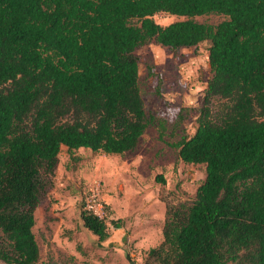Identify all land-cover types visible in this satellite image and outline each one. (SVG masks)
Segmentation results:
<instances>
[{
  "label": "trees",
  "instance_id": "1",
  "mask_svg": "<svg viewBox=\"0 0 264 264\" xmlns=\"http://www.w3.org/2000/svg\"><path fill=\"white\" fill-rule=\"evenodd\" d=\"M158 14L186 20L160 26ZM212 14L226 20H193ZM205 41L197 128L176 144L205 179L190 204L165 205L163 240L144 264H264V0H0L1 262L39 261L35 211L62 146L75 162L79 149L122 155L152 124L135 50ZM80 219L109 238L84 209Z\"/></svg>",
  "mask_w": 264,
  "mask_h": 264
},
{
  "label": "rangeland",
  "instance_id": "2",
  "mask_svg": "<svg viewBox=\"0 0 264 264\" xmlns=\"http://www.w3.org/2000/svg\"><path fill=\"white\" fill-rule=\"evenodd\" d=\"M182 20L186 18L154 17L160 26ZM193 20L216 26L226 17L212 14ZM209 46L205 41L173 51L150 42L135 50L139 87L152 124L136 149L122 155L80 149L75 162L62 148L53 187L35 211L36 264H144L149 249L162 242L165 205L190 204L205 179V166L184 164L176 144L197 128L211 78ZM94 183L102 187L109 234H120L118 246L100 242L83 227V198ZM112 221L121 222L119 231Z\"/></svg>",
  "mask_w": 264,
  "mask_h": 264
},
{
  "label": "built area",
  "instance_id": "3",
  "mask_svg": "<svg viewBox=\"0 0 264 264\" xmlns=\"http://www.w3.org/2000/svg\"><path fill=\"white\" fill-rule=\"evenodd\" d=\"M83 209L86 213L103 222L107 226L106 222L109 220V214L106 210V204L100 183H94L84 195Z\"/></svg>",
  "mask_w": 264,
  "mask_h": 264
},
{
  "label": "crops",
  "instance_id": "4",
  "mask_svg": "<svg viewBox=\"0 0 264 264\" xmlns=\"http://www.w3.org/2000/svg\"><path fill=\"white\" fill-rule=\"evenodd\" d=\"M62 148H64L65 150H67L66 149V147H64V146H62L61 147V150H62ZM80 150V149H79ZM115 231V230H114ZM116 231H119V229H116ZM108 241V242H107ZM119 241H120V234H118V232H116L115 234H110L109 235V238L108 239H106L105 241H103L104 243H108L107 245H111V244H115V245H120V243H119Z\"/></svg>",
  "mask_w": 264,
  "mask_h": 264
}]
</instances>
